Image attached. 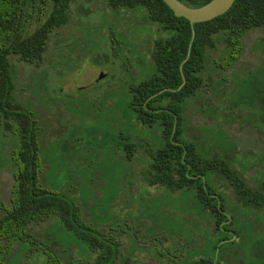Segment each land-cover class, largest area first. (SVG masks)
<instances>
[{
	"label": "rangeland",
	"instance_id": "374dc122",
	"mask_svg": "<svg viewBox=\"0 0 264 264\" xmlns=\"http://www.w3.org/2000/svg\"><path fill=\"white\" fill-rule=\"evenodd\" d=\"M66 16L48 33L37 62L7 54L12 98L33 118L39 183L70 195L84 221L119 243L112 264H170L166 251L179 253L175 264H182L185 249L204 255L213 239L211 214L206 207L202 213L191 210L185 196L144 180L145 146H153L150 132L156 135L158 127L139 123L128 106L129 86L154 71L151 42L165 31L143 8L113 9L106 0H69ZM40 19L24 13L19 35ZM214 40L204 49L202 85L180 102L179 138L192 137L207 156L211 150L225 158L253 186L252 180L261 181L264 174V24L242 31L233 58L222 33ZM127 139L133 144L128 160L122 149ZM15 144L16 133L0 127V213L8 207L9 154ZM205 180L232 214L231 227L264 236L262 208L244 214L225 176L205 171ZM55 223L49 214L28 223L25 232L48 242L58 264L91 261L95 251H86L78 240L47 239ZM17 244L2 264H42V254L27 249V240Z\"/></svg>",
	"mask_w": 264,
	"mask_h": 264
},
{
	"label": "trees",
	"instance_id": "16d2710c",
	"mask_svg": "<svg viewBox=\"0 0 264 264\" xmlns=\"http://www.w3.org/2000/svg\"><path fill=\"white\" fill-rule=\"evenodd\" d=\"M180 1L196 6L206 0ZM68 3L69 0H0V127L3 131L16 133V144L9 154L13 182L8 207L0 213V264L14 252L15 244L23 240H27V249L38 250L42 254V264H58L48 242L37 241L25 232L28 223L43 220L49 214H53L57 220L52 226L54 231L47 238L50 242L63 239L65 242L62 243L68 244L73 238L86 251H95L92 260L83 264H112L119 245L80 217L78 207L70 195L39 183V146L33 118L30 111L23 109L11 95L7 54L15 53L20 60L37 62L48 33L66 21ZM106 3L113 9L141 7L146 16L165 31L164 35L153 38L151 42L149 56L154 71L129 86L131 96L128 106L135 118L145 126L150 127L155 123L158 127L156 135L150 132L153 146H145L147 157L142 176L150 185H159L161 190L176 191L177 195L185 196L186 204L191 200V210L202 213V207L206 206L213 219L210 250L199 249L206 253L198 256L200 252L188 253L185 249L186 256L182 264H217L218 259L213 261L215 244L219 240L216 215L221 216L217 220L221 218L223 228L231 227L233 216L228 211L226 213L220 195L209 194L214 192L205 180V171L227 178L244 214L249 209L262 208L258 215L264 216V186L261 184L264 181L256 180V185L250 186L225 158L211 150L207 156L201 148L195 146L192 137L188 142L182 141L179 138L183 131L179 127L180 102L193 95L202 85L200 70L204 49L214 46V35L222 33L229 58L235 57L240 48L239 37L242 31L264 24V0H232L223 12L192 24L183 16L174 15L162 0H106ZM24 13L41 16V19L28 33L19 35ZM191 31L192 39L185 56ZM155 91L158 92L148 97ZM132 145L128 139L123 145L127 160L132 153ZM231 228L230 235L223 232V240L218 244L217 253L227 257L222 259V264L238 259L236 255L253 251L252 247L257 244L264 245V242L257 240L264 236H254L250 228L241 225L236 229ZM243 242H246V246ZM166 254L170 264L180 260L179 253L166 251ZM247 262L246 258L244 264Z\"/></svg>",
	"mask_w": 264,
	"mask_h": 264
},
{
	"label": "water",
	"instance_id": "95a60500",
	"mask_svg": "<svg viewBox=\"0 0 264 264\" xmlns=\"http://www.w3.org/2000/svg\"><path fill=\"white\" fill-rule=\"evenodd\" d=\"M162 1L171 9L174 15L183 16L188 20L189 24H192L193 22L209 19L223 12L225 9L229 7V5L232 2V0H206L202 4L191 6L185 4L180 0H162ZM192 34L193 32L191 31L185 56H187L188 54V46L192 39ZM182 82H183V78H181V83ZM161 90L162 89H159L158 91ZM158 91L151 93L148 97L156 94ZM172 129H173V125H172Z\"/></svg>",
	"mask_w": 264,
	"mask_h": 264
},
{
	"label": "flooded vegetation",
	"instance_id": "af4514ba",
	"mask_svg": "<svg viewBox=\"0 0 264 264\" xmlns=\"http://www.w3.org/2000/svg\"><path fill=\"white\" fill-rule=\"evenodd\" d=\"M262 180L264 181V174H263ZM255 181H256V178L252 180L253 186L256 185ZM261 184L264 185V182H261ZM209 194L210 195H214V193H209ZM263 208H264V206H263ZM218 217H221V216L216 215V222L218 224L217 226L219 227V230L216 229V231H217V235L219 234L218 237H219V240H220V239H222L221 238L222 236L220 234H222V232H225V233H228L230 235V230H232V228L231 227H227V226H225L223 228L222 225H221L222 224V220H221V218H219L217 220ZM257 240H258V242H264V240H262L261 238H259ZM217 248H218V245H217ZM217 248H216V251H214V253H213V261H215V259H218V263L217 264H222L223 257H222V254L217 253ZM252 249H253V251H250V252H248L246 254L245 253H241L239 255H236V257L238 259H236L235 264H244V261H245L246 258H247V261H248L246 264H264V252H262V250H264V245H260V244L258 245L257 244V246L256 247H252ZM240 259L243 262H241Z\"/></svg>",
	"mask_w": 264,
	"mask_h": 264
}]
</instances>
